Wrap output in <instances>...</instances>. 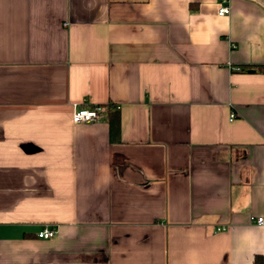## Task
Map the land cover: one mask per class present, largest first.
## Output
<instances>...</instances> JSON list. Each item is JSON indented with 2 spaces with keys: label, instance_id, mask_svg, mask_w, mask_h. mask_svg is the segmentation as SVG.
Returning <instances> with one entry per match:
<instances>
[{
  "label": "crops",
  "instance_id": "obj_1",
  "mask_svg": "<svg viewBox=\"0 0 264 264\" xmlns=\"http://www.w3.org/2000/svg\"><path fill=\"white\" fill-rule=\"evenodd\" d=\"M251 217L264 0H0V264H264Z\"/></svg>",
  "mask_w": 264,
  "mask_h": 264
},
{
  "label": "built area",
  "instance_id": "obj_2",
  "mask_svg": "<svg viewBox=\"0 0 264 264\" xmlns=\"http://www.w3.org/2000/svg\"><path fill=\"white\" fill-rule=\"evenodd\" d=\"M230 14V7L226 4L221 3L218 7V15L225 16ZM112 104L108 105H102V104H93L91 106H79L75 105L73 106V112H72V121L75 124H81V123H90V122H96L102 119L105 116V113L107 112L108 108L110 107H116L111 106ZM234 114L230 115V119L234 118ZM252 222H255L257 224H264V218L263 217H251ZM56 228L55 226H44L37 232V237L41 239H50L56 235Z\"/></svg>",
  "mask_w": 264,
  "mask_h": 264
},
{
  "label": "trees",
  "instance_id": "obj_3",
  "mask_svg": "<svg viewBox=\"0 0 264 264\" xmlns=\"http://www.w3.org/2000/svg\"><path fill=\"white\" fill-rule=\"evenodd\" d=\"M109 111V108H108V110H107V112Z\"/></svg>",
  "mask_w": 264,
  "mask_h": 264
}]
</instances>
